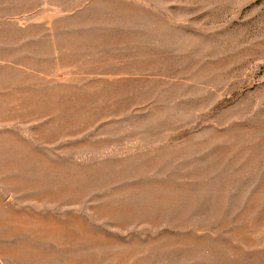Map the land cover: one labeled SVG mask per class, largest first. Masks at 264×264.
Listing matches in <instances>:
<instances>
[{
    "label": "rangeland",
    "instance_id": "rangeland-1",
    "mask_svg": "<svg viewBox=\"0 0 264 264\" xmlns=\"http://www.w3.org/2000/svg\"><path fill=\"white\" fill-rule=\"evenodd\" d=\"M0 73V264H264V0H1Z\"/></svg>",
    "mask_w": 264,
    "mask_h": 264
},
{
    "label": "crops",
    "instance_id": "crops-1",
    "mask_svg": "<svg viewBox=\"0 0 264 264\" xmlns=\"http://www.w3.org/2000/svg\"><path fill=\"white\" fill-rule=\"evenodd\" d=\"M4 5H5V7H7V6H9L10 4L7 5V4H6V1H5V4H4ZM0 10H1V0H0ZM7 16H8V15H7ZM1 17H3V16L1 15Z\"/></svg>",
    "mask_w": 264,
    "mask_h": 264
},
{
    "label": "bare ground",
    "instance_id": "bare-ground-1",
    "mask_svg": "<svg viewBox=\"0 0 264 264\" xmlns=\"http://www.w3.org/2000/svg\"><path fill=\"white\" fill-rule=\"evenodd\" d=\"M1 74V73H0ZM16 75V74H15ZM1 80V79H0ZM7 140V139H6ZM10 141V140H9ZM257 150H259V149H257ZM9 253V252H8ZM33 260H35V259H33Z\"/></svg>",
    "mask_w": 264,
    "mask_h": 264
}]
</instances>
